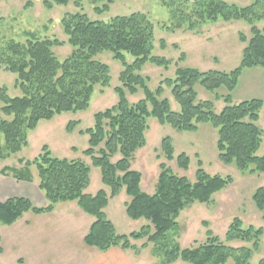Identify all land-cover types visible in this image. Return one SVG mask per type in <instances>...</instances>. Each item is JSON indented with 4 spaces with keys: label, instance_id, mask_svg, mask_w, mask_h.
I'll use <instances>...</instances> for the list:
<instances>
[{
    "label": "trees",
    "instance_id": "1",
    "mask_svg": "<svg viewBox=\"0 0 264 264\" xmlns=\"http://www.w3.org/2000/svg\"><path fill=\"white\" fill-rule=\"evenodd\" d=\"M51 1L67 5L70 0H45L49 8ZM158 1L169 12L172 21L169 29L173 32L185 27L190 32H197L219 22L247 23L251 38L240 35L245 48L239 67L230 72H201L178 67L174 79H166L152 91L148 87L149 79L140 72L147 64L167 69L171 61L152 54L155 27L142 13L117 16L108 22L91 21L80 14L66 17L62 22L63 29L73 51L64 61L53 52L54 47L65 45L58 40L38 39L32 34L25 43L15 40L0 43V70L16 75L14 87L20 93L11 97L7 88H0V162L27 147L28 133L36 130L40 122L51 121L63 113L86 111L96 88L110 87L109 66L96 59L99 55L109 52L123 67L120 74L122 87L115 89L118 104L97 113L94 127L80 132L89 136V147L83 155L100 169L102 183L110 189V195L104 190L94 196L86 194L91 182L90 166L82 160L54 158L44 146L33 161L21 160L20 168L5 167L0 174L19 182H32L35 168L47 206L36 207L24 197L7 199L0 202V224L11 226L26 213L50 214L59 203L76 202L83 212L95 219L84 237L89 248L101 252L114 248L129 251L136 249L132 241L147 239L143 248L148 243L153 244L156 252L164 256V264L179 260L187 264H228L230 261L251 264L254 254L261 250L264 230L254 226L245 228L240 219H235L230 226L226 242L209 237L202 245L182 249L172 238L178 230L180 214L195 203H211L214 195L233 182L231 177L212 176L200 162L195 181L191 182L163 163L156 191L150 195L142 191V175L132 170L131 163L135 153L146 146L148 122L155 119L181 133H196L200 125H211L218 132L217 150L222 163L236 167L243 174H264V155L258 156L264 136L258 124L264 102L259 99L233 101L244 70L261 68L264 71V29L257 26L264 20V0H254L247 7L224 0ZM112 2L108 0L96 12H108ZM126 55L134 58L131 64ZM184 58L183 54L181 60ZM164 85L171 89L180 106L179 112L172 109L168 99L162 98ZM197 85L212 93L226 89V95L215 97L216 101L224 100L226 104L220 114L215 113L213 102L198 99ZM125 90L131 95L141 90L144 99L130 104ZM78 125L80 122L70 123L68 132H73ZM162 152L168 162L176 160L180 170H189V156L183 153L175 158L170 137L163 139ZM123 190L130 198L126 204L127 216L133 221L146 219L150 222L130 235H119L105 213L110 199ZM253 201L256 208L264 212V186L256 190ZM232 242L252 246L235 248L228 245Z\"/></svg>",
    "mask_w": 264,
    "mask_h": 264
},
{
    "label": "rangeland",
    "instance_id": "2",
    "mask_svg": "<svg viewBox=\"0 0 264 264\" xmlns=\"http://www.w3.org/2000/svg\"><path fill=\"white\" fill-rule=\"evenodd\" d=\"M193 1V0H191ZM240 7L250 6L254 0H224ZM52 2V1H51ZM108 0H70L67 5L52 2L51 8L45 0H0V43L15 40L25 43L34 35L38 39L49 38L64 42V46L53 48L55 56L64 61L73 51L67 43L63 20L77 14L86 15L91 21L108 22L117 16H128L133 13L147 15L155 27V42L152 54L165 57L171 61L169 68L147 64L140 74L148 78V87L155 91L166 79H174L179 68L197 69L201 72H230L239 67L245 45L240 35L251 38L250 26L243 21L230 23L219 22L207 25L197 32H190L185 27L170 31L172 25L169 12L158 0H113L109 11L103 14L96 12ZM176 23V22H174ZM264 29V20L257 24ZM165 44V46H163ZM185 56L184 60L181 57ZM127 62L134 58L126 55ZM97 60L109 66L111 85L109 88L97 87L88 110L78 113H63L51 121H42L36 130L28 133V146L11 158L0 162V172L5 167L20 168L19 161H33L47 146L51 155L57 159L82 160L91 168V182L85 191L88 195H96L104 190L110 195V189L103 185L101 171L92 165L91 159L83 155L89 147V136L80 134L93 128L95 115L118 104L119 97L115 92L122 87L120 74L123 67L114 60L113 55L105 52ZM16 75L0 70V88H7L11 97L19 96L15 89ZM162 98L168 99L175 112L180 111L179 104L174 100L171 89L165 85ZM198 99L211 101L215 105V113L220 114L226 106L224 100L216 101V95H226L222 88L215 93L208 92L200 85L196 86ZM130 104L144 99L141 90L131 95L125 90ZM237 103V102H236ZM72 122H80L73 132H68ZM146 133L147 144L135 153L132 170L141 173L142 191L154 194L160 175V165L166 164L176 174L186 176L195 181L196 172L201 162L202 168L210 175L231 177L233 182L223 191L214 195L209 204L195 203L183 211L178 220V230L172 234L175 243L182 249L197 247L206 243L209 237H218L226 242V234L235 219H240L245 228L254 226L264 230V212L259 211L253 201L256 190L264 186V174H243L236 167L225 165L219 160L217 150L218 132L211 125L199 126L196 133H181L169 125H161L157 120L150 119ZM259 127L264 131V109L261 111ZM170 137L175 148V158L185 153L191 164L188 171L180 170L176 160L168 162L162 152V141ZM264 155V136L258 156ZM119 156L114 158L116 162ZM32 182H19L12 177L0 174V202L10 198L24 197L36 207L47 206L44 192L39 188L38 173L32 170ZM130 201L125 190L110 199L105 209L107 218L114 224L119 235H130L150 224L146 219L131 220L126 213V204ZM95 219L83 212L76 202L59 203L53 213L35 215L24 214L15 224H0V264H96L99 258L108 255L96 248H89L84 243ZM135 250L125 252V257L137 264H164V256L154 249L153 244L147 245V239L132 241ZM229 246L240 248L250 247L243 242L228 243ZM173 264H187L177 261ZM228 264H234L230 261ZM251 264H264V236L261 250L255 253Z\"/></svg>",
    "mask_w": 264,
    "mask_h": 264
},
{
    "label": "crops",
    "instance_id": "3",
    "mask_svg": "<svg viewBox=\"0 0 264 264\" xmlns=\"http://www.w3.org/2000/svg\"><path fill=\"white\" fill-rule=\"evenodd\" d=\"M253 99L264 102V71L261 68L244 70L239 85L233 94L234 103ZM125 252L127 251L119 248L102 252L108 256L99 258L96 264H137L127 260Z\"/></svg>",
    "mask_w": 264,
    "mask_h": 264
}]
</instances>
